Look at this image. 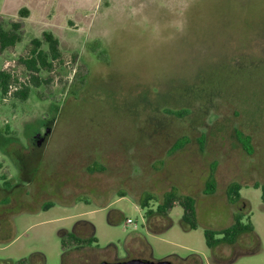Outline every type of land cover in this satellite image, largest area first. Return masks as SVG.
I'll return each mask as SVG.
<instances>
[{"label": "rangeland", "instance_id": "374dc122", "mask_svg": "<svg viewBox=\"0 0 264 264\" xmlns=\"http://www.w3.org/2000/svg\"><path fill=\"white\" fill-rule=\"evenodd\" d=\"M0 14L6 31L22 25L21 40L0 47V71L12 75L10 94L0 90V264H199L192 254L200 264H264V0H10ZM44 32L59 40V57L34 72L24 60ZM25 87L28 98H15ZM46 124L33 152L27 141ZM236 132L251 137L250 154ZM19 154L32 181L7 192ZM231 183L242 186L234 204ZM172 189L195 200L198 228H182L177 205L172 227L152 233L139 201L150 194L156 210ZM235 215L254 232L214 253L205 230ZM80 220L95 232L77 234L97 243L67 236Z\"/></svg>", "mask_w": 264, "mask_h": 264}, {"label": "trees", "instance_id": "16d2710c", "mask_svg": "<svg viewBox=\"0 0 264 264\" xmlns=\"http://www.w3.org/2000/svg\"><path fill=\"white\" fill-rule=\"evenodd\" d=\"M27 10H22L21 14L25 16L27 14ZM13 28L16 31H6L2 24L0 23V47L4 50L11 46L17 44L21 38L20 35L17 34V30L22 28V25L17 23L13 25ZM43 43H47L49 45V52H44L41 47ZM35 45V48L32 51L31 56L24 60L26 67L34 72H39L41 68H47L50 66L49 58L57 59L59 57V40L50 32H44L42 39H34L32 42ZM12 75L3 70L0 71V90L2 92L3 97L8 96L10 94V85H11ZM36 85V82H34ZM30 93V89L25 87L23 89L17 90L14 93L15 98L24 101L28 98ZM236 137L243 149L247 153L252 152V144H251V137L245 135L242 132H236ZM180 141L175 144V150L181 149ZM187 144V143H186ZM185 144V145H186ZM94 170H96L94 168ZM215 167L212 166L210 170L209 179L206 183V190L207 194H212L216 190V177H215ZM255 188H260L258 185L254 186ZM242 186L238 183H231L227 188V195L229 201L231 203H236L241 200L240 191ZM262 189V200L264 201V186L261 187ZM124 196V195H122ZM153 200V197L150 194H146L140 201L139 206L146 210L145 212V220L147 224V228L152 233H161L166 229L172 227L173 222L169 216V211L172 210L175 206H180L183 209V215L180 220V224L182 228L186 231L188 230H195L198 228L197 223V212H196V202L190 196H179L175 189H172L169 192L164 193L161 201L156 210H153L148 207L149 202ZM159 201V200H158ZM156 219H166L168 220L167 224L164 228H156L153 224V220ZM83 224L85 226H89L92 229V233H94V225L91 223L82 221L77 225ZM249 232H254V227L251 223L244 224L242 220V216L235 215L234 216V223L231 227L223 230V231H214V230H205V239L206 244L209 249H215L216 247L226 244V245H234L239 241L240 237L244 234ZM220 235L222 236L219 239H216L215 236ZM68 237L75 243L80 245H92L93 243H97V239L95 236L90 238H79L75 232L68 235ZM65 239L62 240V246L64 253L66 251L65 246ZM63 253V254H64ZM65 255V254H64ZM63 255V257H64ZM25 260V259H24ZM24 260L20 261H12L9 260V264H26Z\"/></svg>", "mask_w": 264, "mask_h": 264}, {"label": "flooded vegetation", "instance_id": "af4514ba", "mask_svg": "<svg viewBox=\"0 0 264 264\" xmlns=\"http://www.w3.org/2000/svg\"><path fill=\"white\" fill-rule=\"evenodd\" d=\"M51 129H52V126L51 125H48L47 124L45 125V129H44V132H41L39 130H37L34 134V136H32L30 139H28L27 141V146L32 148V151L33 152H36L40 149V146H43L46 142V140L48 139L49 137V134L51 132ZM44 133V134H43ZM14 142L18 143V146L19 148L21 149V152L23 150H25V148L22 149L23 146V142L22 140L20 139V141L18 140H14ZM40 142V143H39ZM22 146V147H21ZM18 159L20 160L19 164H20V172H18V175L17 176H14L13 178L9 179V180H5L4 184L2 185V189L5 190V191H14L16 189H19L20 187H23V183H27L26 180L28 177H30L28 180L29 182L32 181V177H31V173L32 171L28 170V164L26 163V160L19 154V157ZM34 163V159L31 158L30 162L29 163ZM26 177L25 178V181L23 179V177ZM23 191V190H22ZM69 235V232L67 231V236ZM116 246H113L112 249H115ZM214 250V253H215V249ZM191 257H194V258H198L199 259V264L201 263V257L196 255V254H192ZM180 260H182L181 258H179ZM122 261H128V260H115L113 261L112 263L114 262H122ZM167 261H171V260H167ZM184 261H187L188 262V259L184 260ZM173 263V261H171ZM64 264V263H63ZM174 264V263H173Z\"/></svg>", "mask_w": 264, "mask_h": 264}, {"label": "crops", "instance_id": "0c3cea01", "mask_svg": "<svg viewBox=\"0 0 264 264\" xmlns=\"http://www.w3.org/2000/svg\"><path fill=\"white\" fill-rule=\"evenodd\" d=\"M10 3V0H0V8H2V12H4V9L8 6V4ZM23 10H27V8H23ZM27 12H28V10H27ZM27 15H29L28 13L25 15V16H27ZM0 18H2L1 17V14H0ZM241 198H242V196H241ZM82 221H85V222H88V223H91L92 225H94L92 222H90V221H88V220H80V221H78L77 223H76V225H75V227H74V231L73 232H75L76 233V235L79 237V238H85V239H87V238H89V237H82V236H79L78 234H77V232H76V230L79 232V233H81L82 231H83V233H86L85 231V229H83V228H85L86 226L85 225H83V224H80V225H77L78 223H80V222H82ZM133 222V221H132ZM126 223L128 224V219H127V221H126ZM234 223V222H233ZM233 223L229 226V227H231L232 225H233ZM252 224V223H251ZM128 225H133V227H134V229H137V226L135 227L134 226V223L133 224H128ZM253 225V224H252ZM83 227V228H82ZM229 227H227V228H229ZM254 227V226H253ZM94 228H95V226H94ZM227 228H222V229H216L217 231H223V230H225V229H227ZM215 230V231H216ZM68 231V230H67ZM94 232H95V229H94ZM94 234V233H93Z\"/></svg>", "mask_w": 264, "mask_h": 264}, {"label": "water", "instance_id": "95a60500", "mask_svg": "<svg viewBox=\"0 0 264 264\" xmlns=\"http://www.w3.org/2000/svg\"><path fill=\"white\" fill-rule=\"evenodd\" d=\"M101 264H173L171 261L162 260V261H148L144 259H131L128 261L122 262H102Z\"/></svg>", "mask_w": 264, "mask_h": 264}, {"label": "built area", "instance_id": "2783aa9c", "mask_svg": "<svg viewBox=\"0 0 264 264\" xmlns=\"http://www.w3.org/2000/svg\"><path fill=\"white\" fill-rule=\"evenodd\" d=\"M128 224H133L132 220L131 219H128ZM134 226L136 227L137 225L134 224Z\"/></svg>", "mask_w": 264, "mask_h": 264}]
</instances>
